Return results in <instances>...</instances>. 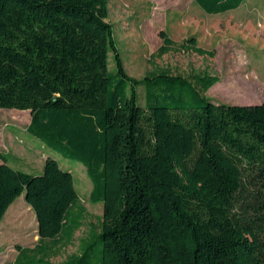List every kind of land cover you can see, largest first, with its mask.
Listing matches in <instances>:
<instances>
[{
	"label": "trees",
	"instance_id": "16d2710c",
	"mask_svg": "<svg viewBox=\"0 0 264 264\" xmlns=\"http://www.w3.org/2000/svg\"><path fill=\"white\" fill-rule=\"evenodd\" d=\"M194 1L220 15L247 0ZM109 16L110 0H0V109L29 111L27 133L52 151L36 174L0 156V226L23 195L39 226L13 264H55L83 227L74 176L51 153L82 164L104 206L63 264H264V102L214 103L208 73L129 76ZM160 37V55L177 49ZM180 48L215 56L195 37Z\"/></svg>",
	"mask_w": 264,
	"mask_h": 264
},
{
	"label": "rangeland",
	"instance_id": "374dc122",
	"mask_svg": "<svg viewBox=\"0 0 264 264\" xmlns=\"http://www.w3.org/2000/svg\"><path fill=\"white\" fill-rule=\"evenodd\" d=\"M108 21L129 76L144 80L169 70L189 79L208 73L220 78L206 94L214 103L252 106L264 102V0H247L239 10L220 15L205 13L194 0H110ZM161 32L177 45L166 55L158 53ZM191 37L196 38L198 47L214 52V58L183 51L180 45ZM110 67L115 68L113 58ZM138 92L144 106L145 86ZM30 121L29 111L0 109V151L17 155L23 160L24 171L36 174L47 159L45 152L52 151L27 133ZM50 155L73 174L86 208L74 243L51 258L53 263L63 264L78 254L81 241L98 229L104 206L90 203L93 184L82 164L56 153ZM8 211L0 229V264H13L20 248H34L39 241L37 217L24 195Z\"/></svg>",
	"mask_w": 264,
	"mask_h": 264
},
{
	"label": "crops",
	"instance_id": "0c3cea01",
	"mask_svg": "<svg viewBox=\"0 0 264 264\" xmlns=\"http://www.w3.org/2000/svg\"><path fill=\"white\" fill-rule=\"evenodd\" d=\"M243 6V5H242ZM241 6V7H242ZM240 7V8H241ZM239 8V9H240ZM238 9V10H239ZM235 11H237V10H235ZM6 155H9V157L12 159V160H14L15 162H18V163H15L14 164V166H16L17 168H19V169H22V170H24V168H23V166H24V164H23V160H20V158L17 156V155H15V154H11V153H6V154H4V153H2L1 151H0V156L1 157H6ZM0 164H2V161H1V159H0ZM43 168H44V165H43V167H42V169L39 171V172H37V173H42L43 172ZM9 212V211H8ZM7 212V213H8ZM7 215V214H6ZM6 217V216H5ZM5 217H4V219H5ZM3 222H4V220L2 221V223H1V226H2V224H3ZM1 226H0V229H1Z\"/></svg>",
	"mask_w": 264,
	"mask_h": 264
}]
</instances>
